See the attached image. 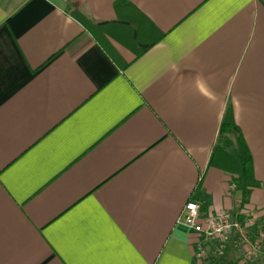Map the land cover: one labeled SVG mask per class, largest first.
<instances>
[{
  "label": "crops",
  "instance_id": "0c3cea01",
  "mask_svg": "<svg viewBox=\"0 0 264 264\" xmlns=\"http://www.w3.org/2000/svg\"><path fill=\"white\" fill-rule=\"evenodd\" d=\"M188 201L264 230V0H0V264H264Z\"/></svg>",
  "mask_w": 264,
  "mask_h": 264
},
{
  "label": "built area",
  "instance_id": "2783aa9c",
  "mask_svg": "<svg viewBox=\"0 0 264 264\" xmlns=\"http://www.w3.org/2000/svg\"><path fill=\"white\" fill-rule=\"evenodd\" d=\"M178 222L196 237L194 256L199 261L222 257L229 245L247 246V253L252 256L264 241V230L260 227L256 229L255 241H251L250 230L258 224L257 213L251 211L243 210L235 214L218 212L203 216L199 205L188 201Z\"/></svg>",
  "mask_w": 264,
  "mask_h": 264
},
{
  "label": "trees",
  "instance_id": "16d2710c",
  "mask_svg": "<svg viewBox=\"0 0 264 264\" xmlns=\"http://www.w3.org/2000/svg\"><path fill=\"white\" fill-rule=\"evenodd\" d=\"M162 35H160L161 37ZM149 46L145 48L148 49ZM228 127V133L229 135L236 137L237 144L236 147L233 150H225L224 152V161L228 162L226 166H229V171L231 174L236 175L235 184L243 188L249 187L248 186V180L244 177L246 172L248 171L251 163L250 154L241 138V134L237 127L233 123L232 114L230 111H227L225 115L223 116L222 122H221V129L226 130ZM222 136V134H221ZM216 153V151H215ZM225 162V163H226Z\"/></svg>",
  "mask_w": 264,
  "mask_h": 264
},
{
  "label": "rangeland",
  "instance_id": "374dc122",
  "mask_svg": "<svg viewBox=\"0 0 264 264\" xmlns=\"http://www.w3.org/2000/svg\"><path fill=\"white\" fill-rule=\"evenodd\" d=\"M248 252V250H247ZM245 253V255L242 257V262H247V263H253L255 261V259L257 258V256H259V254L264 253V241L259 245L258 251L255 252L252 256H250L248 253Z\"/></svg>",
  "mask_w": 264,
  "mask_h": 264
}]
</instances>
